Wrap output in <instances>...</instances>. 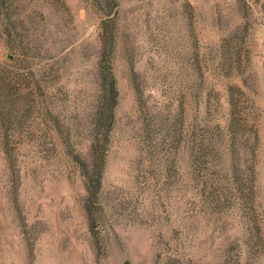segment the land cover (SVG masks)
<instances>
[{"label":"rangeland","instance_id":"1","mask_svg":"<svg viewBox=\"0 0 264 264\" xmlns=\"http://www.w3.org/2000/svg\"><path fill=\"white\" fill-rule=\"evenodd\" d=\"M0 264H264V0H0Z\"/></svg>","mask_w":264,"mask_h":264}]
</instances>
